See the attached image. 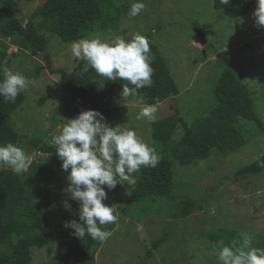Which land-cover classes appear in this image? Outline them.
<instances>
[{
	"label": "rangeland",
	"instance_id": "374dc122",
	"mask_svg": "<svg viewBox=\"0 0 264 264\" xmlns=\"http://www.w3.org/2000/svg\"><path fill=\"white\" fill-rule=\"evenodd\" d=\"M43 1L18 0L14 10L26 23ZM112 2L111 14L118 18L110 21L105 30L95 27L85 38L98 37L109 42L118 36L131 38L134 33H151L168 62L179 94L152 104L157 112L149 121L136 119L140 108L148 105L140 102L138 94L123 100L122 90H116L104 114L107 123L134 130L145 143L161 151V145H155L152 137V122L176 112L189 124L202 120L216 103L214 89L224 70L217 54L222 52L227 53L226 64L238 72L250 89L264 120V27L255 26L254 11L234 19L225 11L216 10L213 0H143L146 7L130 18L127 13L135 0ZM197 29L207 39L203 46ZM40 32L49 38V45L36 56L18 50L9 40L2 41L8 44L7 53H16L7 68L32 82L23 91L25 102L12 115L13 127L23 143L40 138L50 143L54 135L60 134L66 120L78 115L75 101L60 88L58 77L47 69L48 60L67 71L73 68L79 60L71 55L72 43H65L49 32ZM40 66L43 69L36 75ZM42 98L46 100L41 102ZM239 127L243 132L248 131L251 139L238 151L229 156L215 152L191 165L173 164L176 194L173 201L146 199L132 203L133 183L122 182L123 185L117 184L113 190L106 189L108 198L104 203L115 205L117 220L111 237L97 250L95 264H220L218 250L212 247L209 238L202 237V232L219 227L238 229L250 232L252 242L257 235H264V172L236 175L237 170L264 155V132L260 133L254 122L244 119L239 121ZM182 133L179 125L173 139H179ZM23 143L16 145L29 155V164L47 156L26 148ZM0 169L8 168L0 165ZM55 170L57 176L45 208L52 221H59L65 212H78V205L65 191L67 173L61 170V164ZM136 176L137 173L132 174V181ZM182 199H197L203 208L178 220L174 211ZM65 200L70 209L64 207ZM161 236L166 237L165 242L148 256L153 242ZM63 251L59 242L34 249L32 264H48Z\"/></svg>",
	"mask_w": 264,
	"mask_h": 264
},
{
	"label": "trees",
	"instance_id": "16d2710c",
	"mask_svg": "<svg viewBox=\"0 0 264 264\" xmlns=\"http://www.w3.org/2000/svg\"><path fill=\"white\" fill-rule=\"evenodd\" d=\"M17 1L0 0V64L5 67L9 66L16 53H7L8 44L3 40H9L18 50H25L36 56L49 45V38L41 30L49 32L51 36L57 35L65 43H72L85 38L95 27L105 30L110 21L118 18L111 14L114 7L112 0H44L33 10L26 23H23L14 10ZM213 6L237 19L253 12L256 3L255 0H230V4L222 5L219 0H213ZM143 35L150 42L153 56L151 67L154 72L152 86L138 90V97H143L144 104L152 105L178 95L179 88L151 33ZM123 38L130 39L127 36ZM226 54H217L224 70L214 89L216 103L202 120L197 124H189L176 112L152 122L155 145L160 144L162 148L158 152L160 163L155 168L141 167L136 172L130 195L132 203L146 199L175 200L173 164L191 165L208 159L215 152L229 156L238 151L251 139L248 131L243 132L239 127L240 120L254 122L258 131L264 132V120L258 113L256 101L238 72L224 61ZM5 61L7 63L3 64ZM84 63L79 60L67 71L48 60L47 69L58 77L60 88L75 101L78 114L82 110L95 109L104 115L113 93L122 90V85L127 82L104 80L92 69L82 72ZM42 69L43 66L38 67L36 75ZM2 79L3 73L0 71V80ZM25 100L23 92L14 103L5 102L0 97V144L24 142L13 127L12 115ZM45 100L46 98H42L41 102ZM179 125L183 133L179 139L174 140ZM23 145L47 156L33 160L28 170L19 175L10 169H0V264H32L34 249L56 242L63 245L64 251L48 264H95V254L102 243L92 240L88 235L80 240L71 235L74 230L64 227L66 221L79 222L78 212H65L59 221H52L46 215L45 200L57 176L55 167L61 164L55 148L41 138L32 139ZM262 172L264 155L237 170L236 175H256ZM202 208L197 199H182L176 206L174 217L182 220ZM114 215L117 216V212ZM115 224L116 222L103 227L112 232ZM241 232L243 231L238 229L219 227L202 232L201 235L209 238L212 247L219 250L221 246H230L234 240L240 241ZM247 233L251 235L250 232ZM165 240V236L155 240L148 250V256H152L153 250L158 249ZM251 246L264 249V235H257Z\"/></svg>",
	"mask_w": 264,
	"mask_h": 264
},
{
	"label": "clouds",
	"instance_id": "9594fccd",
	"mask_svg": "<svg viewBox=\"0 0 264 264\" xmlns=\"http://www.w3.org/2000/svg\"><path fill=\"white\" fill-rule=\"evenodd\" d=\"M228 5L230 0H219ZM254 24L264 27V0H255ZM146 7L143 0H135L127 15L138 16ZM71 55L84 61L82 72L89 69L108 81H126L120 96L123 100L138 94V90L151 87L154 69L150 42L140 33L130 39L116 37L109 42L100 38H83L71 44ZM7 62H3L6 64ZM3 79L0 80V97L5 102L14 103L17 96L32 83L19 72H13L0 64ZM131 87H130V86ZM103 87V85L101 86ZM143 103V97H140ZM155 105H144L136 115L137 120L155 118ZM50 145L61 161V170L67 173L69 198L78 203L79 222H64V227L72 229L71 235L82 240L86 235L103 243L112 233L103 226L115 223L117 209L104 201L107 190H113L122 182L132 183V174L141 167L155 168L160 156L154 147L149 146L136 132L121 129L106 122L104 115L95 109L81 111L75 118L66 120L59 135H54ZM29 155L14 143L0 144V165L7 166L19 175L28 170ZM64 207L70 209L67 200ZM240 241L218 250L220 264H264V249L251 246L252 236L240 233ZM239 243V246L237 244Z\"/></svg>",
	"mask_w": 264,
	"mask_h": 264
},
{
	"label": "water",
	"instance_id": "95a60500",
	"mask_svg": "<svg viewBox=\"0 0 264 264\" xmlns=\"http://www.w3.org/2000/svg\"><path fill=\"white\" fill-rule=\"evenodd\" d=\"M197 33H198L200 44L203 46L206 43L207 39L205 35L203 34V32H201L199 29H197Z\"/></svg>",
	"mask_w": 264,
	"mask_h": 264
}]
</instances>
